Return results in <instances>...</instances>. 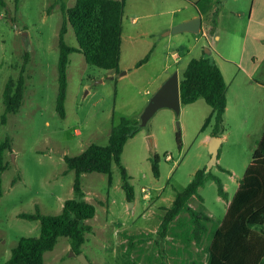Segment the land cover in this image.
I'll list each match as a JSON object with an SVG mask.
<instances>
[{
	"label": "rangeland",
	"instance_id": "374dc122",
	"mask_svg": "<svg viewBox=\"0 0 264 264\" xmlns=\"http://www.w3.org/2000/svg\"><path fill=\"white\" fill-rule=\"evenodd\" d=\"M5 2V8L0 9V140L9 139L10 149L5 152L7 168L0 185V264L7 260L20 237L40 233L38 220L20 218L19 213H34L38 209L43 214H58L63 201L74 196V172L67 170L64 156L76 155L91 143L107 144L111 128L122 117L138 123V131L126 141L121 154L134 199L126 200L119 168L114 163L109 175L81 174L84 198L94 205L95 215L89 220L92 230L85 233L86 240L80 249L89 264H149L150 253L156 256L169 248V239L156 234L163 208L171 203L175 191L183 189L193 173L206 165L213 127L209 123L201 130L212 113L202 98L180 104L178 114L167 107L159 108L141 126L143 108L173 72L178 79L181 77L191 58L205 56L232 71L234 66L223 63L216 54L221 52L224 57L230 52L229 56L249 69L252 57L256 63L262 59L264 47L250 37L241 49L235 42L227 44L223 35L218 41L213 39L214 35L206 39L189 31L171 32L170 18L195 12L194 5L185 0H124L117 70L98 68L87 64L81 53H70L65 116L60 117L55 110L58 33L66 19L62 6L69 8L75 0ZM209 2L198 3L203 23L217 19V11ZM235 4L245 12L241 19L230 15ZM249 5L250 0H226L219 13L220 26L228 28L230 22L247 25L251 7L248 27L264 37V1L254 0ZM65 28L64 40L76 46L68 22ZM208 43L215 46L216 52H207ZM148 52V60L136 66ZM257 68L256 85L247 82L246 76L242 79L238 76L236 80L227 76L228 108L218 135L225 138L218 147L217 163L211 168L221 180L227 200L218 195L212 180L198 189L203 204L216 220L223 217L227 201L233 196L264 130V66ZM21 70L25 81L22 104L18 112L7 113L3 120L4 85L9 78H17ZM177 131L181 135L180 148L175 139ZM155 156L158 177L151 169ZM196 203L194 198L191 205ZM125 233L145 235L130 253ZM206 245L204 240L203 247ZM188 250L191 260L204 259L203 250L194 245ZM70 251L67 238L59 237L54 248L44 253V264H82Z\"/></svg>",
	"mask_w": 264,
	"mask_h": 264
},
{
	"label": "trees",
	"instance_id": "16d2710c",
	"mask_svg": "<svg viewBox=\"0 0 264 264\" xmlns=\"http://www.w3.org/2000/svg\"><path fill=\"white\" fill-rule=\"evenodd\" d=\"M5 0H0V9L5 8ZM124 0H75L74 4L62 11L65 14L58 33L57 95L55 110L60 117L65 116L64 102L67 88L66 67L68 55L79 52L87 64L106 70H117L120 58L122 36V15ZM66 22L73 30L76 46L64 40ZM149 52L136 62V66L146 62ZM22 70L17 78H9L2 92L4 120L7 113L18 112L25 88ZM180 104H189L202 98L212 108L201 130L212 124L211 135L218 136L226 109V83L220 68L208 57L191 58L179 78ZM138 131V123L122 117L109 133L105 145L89 144L80 153L63 160L67 170L74 172L73 194L63 201L58 214H43L38 209L34 213L18 214L26 220H38L40 233L35 237H20L10 250L4 264H44V253L54 248L59 237L67 238L71 251L81 253L85 233L92 230L89 220L95 215V207L84 198L80 176L84 173L99 172L110 174L114 163L120 172L121 187L126 200L134 199L130 175L121 162L126 141ZM181 147L180 132L175 136ZM10 149L9 139L0 140V185L2 173L7 168L5 152ZM152 173L159 176L158 157L151 161ZM205 166L197 169L187 185L176 190L171 203L163 208L156 234L169 239L167 250L154 256H147L149 264H264V131L261 134L238 186L228 201L221 220L208 213L203 197L198 189L212 180L217 185V193L227 200L221 180L211 172H204ZM111 183L110 177H108ZM194 198L196 205H191ZM127 253L135 243L143 241L144 234H127ZM204 240L207 245L203 247ZM194 245L203 250L204 259L191 260L188 248ZM187 256H184V255ZM199 256V254H196Z\"/></svg>",
	"mask_w": 264,
	"mask_h": 264
},
{
	"label": "crops",
	"instance_id": "0c3cea01",
	"mask_svg": "<svg viewBox=\"0 0 264 264\" xmlns=\"http://www.w3.org/2000/svg\"><path fill=\"white\" fill-rule=\"evenodd\" d=\"M185 1L188 4L194 5L195 12H192V13L185 12V14H183L179 17L170 18L169 23H168V27H173V26H175L181 22L190 20V19L195 18V17H200V19H201L200 29H199V32L197 34H200L201 36L206 37V39H208V37H210V35L211 36L214 35L213 39L219 41L223 35V39L225 40V42H227V44L231 45V43L235 42L236 45L239 46V48L243 49L244 46L246 45V41L250 37V40H252L254 43L261 44L264 47V37L258 36L257 33L254 32L253 28L250 30L248 27V24L250 23V20H251V14H252V9L250 6H252V3L254 0H250V5H249L250 8L248 10L247 25H244L245 23L242 24L240 22L239 23L230 22L228 25V28H226V27L223 28L219 24V13L223 8H225L226 0H224V2H222L221 0H210V2H209L210 6L217 11V15H216L217 19L214 18V22H213V19H211V23H209V22L203 23L202 22L203 11L200 9V7L198 5V3L201 0H185ZM262 1H264V0H262ZM234 2H236V0H234ZM230 15L232 17L234 16L236 18L241 19L242 17L245 16V12H243V10L238 8V6L235 4L234 6H232L230 8ZM237 27H239L240 29H237ZM206 49L209 50V54H212V52H216L215 46H213L211 43L206 44ZM229 53L230 52H228V54H227L228 56L222 57L221 52H218V51L216 52V54L222 58L221 60L223 61V63L226 62L227 64H231L232 66H234V69H232V71H231V68H228L226 66H222L221 64L214 61L222 72V75H223L225 83H226V90H227V83H228V81H227L228 75L233 80H236V78L238 76H240L241 79L246 76L248 78V80H251V81L247 80V82H252L251 84H253V85L258 84L257 82H255L254 76H255V73L257 72V69H258L257 67L258 66H264V55L258 63H256L253 60L255 58L252 57V60L250 62L251 65H250V68L248 69L246 66H243L242 64H239V62L234 60L232 58V56H229V55H231ZM174 57H177V55L174 54ZM250 69H252V70H250ZM231 82H232V80H231ZM262 85L264 87V83H262ZM227 108H228V100L226 98V110H227ZM224 138H225V135L221 136V141ZM237 186H238V183H237ZM223 188H224V186H223ZM227 204H228V201H227ZM227 204H226V206H227Z\"/></svg>",
	"mask_w": 264,
	"mask_h": 264
},
{
	"label": "water",
	"instance_id": "95a60500",
	"mask_svg": "<svg viewBox=\"0 0 264 264\" xmlns=\"http://www.w3.org/2000/svg\"><path fill=\"white\" fill-rule=\"evenodd\" d=\"M201 19L195 17L190 20L181 22L172 27L171 32L189 31L197 34L200 29ZM169 33V31H167ZM206 49V48H205ZM208 50V49H206ZM209 53V50L207 51ZM162 107H167L175 111L180 112V96H179V79L176 72H173L171 77L165 80L160 87L151 95L147 104L143 108L140 115V125H146L150 117ZM221 143V138L216 135H211L208 143L209 159L205 165L204 172L207 173L217 163L218 147ZM73 254V251H70ZM76 258L82 264H89L84 254L78 253Z\"/></svg>",
	"mask_w": 264,
	"mask_h": 264
},
{
	"label": "built area",
	"instance_id": "2783aa9c",
	"mask_svg": "<svg viewBox=\"0 0 264 264\" xmlns=\"http://www.w3.org/2000/svg\"><path fill=\"white\" fill-rule=\"evenodd\" d=\"M141 191H142V192H145V188L142 187V188H141ZM143 196H144V197H148V194H143Z\"/></svg>",
	"mask_w": 264,
	"mask_h": 264
}]
</instances>
